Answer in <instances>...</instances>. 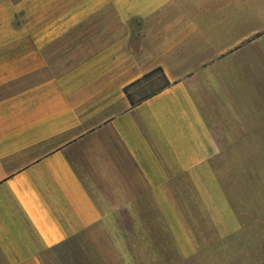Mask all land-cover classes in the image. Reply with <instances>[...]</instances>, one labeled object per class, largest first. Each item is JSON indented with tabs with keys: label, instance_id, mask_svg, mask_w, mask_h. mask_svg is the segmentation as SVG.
Wrapping results in <instances>:
<instances>
[{
	"label": "crops",
	"instance_id": "0c3cea01",
	"mask_svg": "<svg viewBox=\"0 0 264 264\" xmlns=\"http://www.w3.org/2000/svg\"><path fill=\"white\" fill-rule=\"evenodd\" d=\"M208 2L0 0V264H46L138 197L163 211L183 179L221 234L238 228L214 162L239 145L229 84L251 32ZM100 19L57 73L47 51ZM157 67L170 84L133 105L126 86Z\"/></svg>",
	"mask_w": 264,
	"mask_h": 264
},
{
	"label": "rangeland",
	"instance_id": "374dc122",
	"mask_svg": "<svg viewBox=\"0 0 264 264\" xmlns=\"http://www.w3.org/2000/svg\"><path fill=\"white\" fill-rule=\"evenodd\" d=\"M202 4L196 0V9ZM207 6L238 11L239 27L251 32L244 35L245 65L229 84V90L239 92L246 111L239 115V138L230 141L239 145L217 148L214 162L238 228L221 234L201 195L183 179L181 194L161 200L163 211L151 196L138 197L125 209L106 212L103 224L93 231L47 252L46 264H264V0H209ZM108 21H90L58 43L68 44L66 48H50L53 69H70L85 56L77 45L89 39L93 29L84 28L103 27ZM161 83L156 74L133 90L139 97Z\"/></svg>",
	"mask_w": 264,
	"mask_h": 264
},
{
	"label": "trees",
	"instance_id": "16d2710c",
	"mask_svg": "<svg viewBox=\"0 0 264 264\" xmlns=\"http://www.w3.org/2000/svg\"><path fill=\"white\" fill-rule=\"evenodd\" d=\"M156 74H159L161 79H162V83L160 84V86H158L156 89H153V90L151 89L149 92H146L145 94H143L139 97H136L135 90H133L134 87H136L138 85H142L143 83H144L143 85H147L148 82L151 81L152 77H154ZM169 84H170V81L168 80V78H167L165 72L163 71L162 67H157V68L149 71L145 75H143L141 78H139L135 82L126 86L125 89H126V92H127L129 99L131 100V103L134 105V104H137V103L141 102L142 100L146 99L147 97L159 92L160 90H162L163 88H165ZM145 88L143 90H146L148 87L146 89Z\"/></svg>",
	"mask_w": 264,
	"mask_h": 264
}]
</instances>
